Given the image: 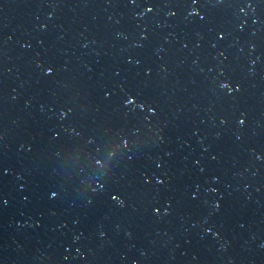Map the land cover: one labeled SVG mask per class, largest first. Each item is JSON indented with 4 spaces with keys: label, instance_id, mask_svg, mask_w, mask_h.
<instances>
[{
    "label": "water",
    "instance_id": "1",
    "mask_svg": "<svg viewBox=\"0 0 264 264\" xmlns=\"http://www.w3.org/2000/svg\"><path fill=\"white\" fill-rule=\"evenodd\" d=\"M0 264H264V0H0Z\"/></svg>",
    "mask_w": 264,
    "mask_h": 264
}]
</instances>
